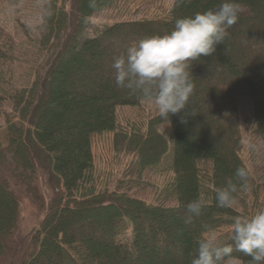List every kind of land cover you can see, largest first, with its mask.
<instances>
[{
    "label": "trees",
    "instance_id": "trees-1",
    "mask_svg": "<svg viewBox=\"0 0 264 264\" xmlns=\"http://www.w3.org/2000/svg\"><path fill=\"white\" fill-rule=\"evenodd\" d=\"M124 1L96 0L90 8L89 0H72V30L62 0L46 1L40 13L41 41L46 45L53 39L52 54L43 77L34 79L28 90L16 88L6 76L11 64L7 69L2 52L8 39L0 29V100L10 99L29 125L12 123L6 129L0 167L35 195L26 181L33 177L37 156L56 189L33 232L37 248L20 264H191L204 233L232 227L236 217L256 210L259 195L252 187L238 188L235 203L226 208L217 206L215 192L237 167H246L240 155L242 99L252 104L253 134L264 146V0H237L242 11L229 35L212 56L191 62V115L182 111L161 119L155 113L129 128L119 126L116 108L148 99L116 86L114 58L142 38L169 33L176 19L217 8L222 0H187L171 7L166 18L121 20L80 39L95 11ZM66 56L71 57L65 62ZM105 132L113 133L115 151L134 155L127 167L115 166L113 191L96 190L92 177L91 137ZM152 168L171 172L163 187H156L153 204L133 193L144 171ZM5 184L0 181V258L11 253L8 242L19 215V191ZM261 190L264 194V181ZM196 198L206 206L185 224L190 215L185 205ZM83 225L88 232L81 230ZM234 256L242 264L250 260L242 253Z\"/></svg>",
    "mask_w": 264,
    "mask_h": 264
},
{
    "label": "rangeland",
    "instance_id": "rangeland-1",
    "mask_svg": "<svg viewBox=\"0 0 264 264\" xmlns=\"http://www.w3.org/2000/svg\"><path fill=\"white\" fill-rule=\"evenodd\" d=\"M46 1L48 0H0V29L5 33L4 41L6 37L8 39L2 53L6 54L3 55L4 58L7 57L5 61L7 69L11 64L10 74H6V76H10L11 83L16 88H26L28 90L34 79L43 77L45 66L52 54L50 45L53 39H51L50 44L46 45H43L41 41L44 34L41 33L40 28L42 23L40 13L41 7ZM59 3L61 4V1ZM62 4L69 16L68 21H70L69 25L71 27L68 29L72 30L76 23L74 3L72 0H66L65 2L62 0ZM171 4L172 0H127L116 3L115 6L97 10L90 17V21L80 39L90 37L97 30L121 20L145 19L148 17L166 18ZM70 57L66 56L64 58L65 62ZM43 80L45 81V78ZM115 111L119 126L122 128H129L136 121L146 120L147 117L156 113V109L150 100L141 101L133 106H119ZM252 117L253 109L250 100L242 99L239 103V118L242 122L243 136L240 155L246 167L251 170L250 179L253 194L259 195L257 196V206H255V209L258 210L264 208V194L261 190V184L264 181V146L260 139L253 134ZM12 123H20L29 127L26 118L20 116L19 111L11 104V100L1 99L0 146L6 145V129ZM113 139L114 135L111 132L92 134V177L95 179L96 190L109 189L113 191L115 180L118 179L115 166L127 167L134 157L133 152L128 150L115 151ZM249 144L251 147H249ZM32 156H34L33 152ZM35 162L37 165L34 166L32 171L33 177L31 181H26L30 188L35 189V195L26 191L24 182H19L6 168L0 167V181L6 182L5 187L9 190L19 191V194L17 193L19 195L17 227L8 242L11 245V253L5 258H0V264H20L35 247L37 248L33 232L40 226L52 198L56 196V189L52 185L49 175H47L48 168L42 166V162L38 160L37 156ZM168 162L169 159L166 158L163 165H167ZM168 176H171L169 171H161L156 168L148 169L144 171L143 179L133 193L153 204L155 203L153 196L156 187L161 189L164 182L163 178H168ZM3 188V186H0V193H3ZM81 230L88 232L89 228L83 225ZM210 232H215L223 240H227L231 233V227L222 226L210 230L204 235ZM50 260L48 258L47 261Z\"/></svg>",
    "mask_w": 264,
    "mask_h": 264
},
{
    "label": "clouds",
    "instance_id": "clouds-1",
    "mask_svg": "<svg viewBox=\"0 0 264 264\" xmlns=\"http://www.w3.org/2000/svg\"><path fill=\"white\" fill-rule=\"evenodd\" d=\"M185 2L172 0L171 7ZM95 6L96 0H89V7ZM241 11L237 0H222L217 8L176 19L174 28L167 34L145 37L131 44L111 65L116 86L150 100L161 119L182 111L184 116L191 115L189 101L194 90L191 62L201 56H212L216 46L229 35L228 29L237 23ZM184 116L180 117L182 123ZM250 177L249 168L237 167L226 186L216 189L217 206L231 207L238 188L251 190ZM205 206L200 198L187 202L185 207L190 215L185 218V224L201 215ZM234 252L249 257L248 264H264V208L250 216L236 217L228 240L215 232L199 238L191 264H242Z\"/></svg>",
    "mask_w": 264,
    "mask_h": 264
}]
</instances>
